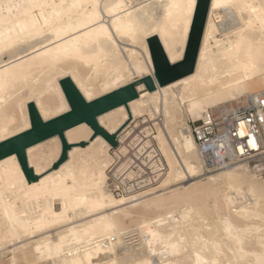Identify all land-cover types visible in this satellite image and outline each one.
I'll use <instances>...</instances> for the list:
<instances>
[{"label": "bare ground", "instance_id": "6f19581e", "mask_svg": "<svg viewBox=\"0 0 264 264\" xmlns=\"http://www.w3.org/2000/svg\"><path fill=\"white\" fill-rule=\"evenodd\" d=\"M197 4L0 0V142L31 127L30 103L44 120L70 110L63 78L90 101L153 75L152 36L171 62L181 60ZM138 90L98 117L117 146L83 122L66 130L72 146L56 168L59 135L28 147L38 180L28 181L16 153L0 159V259L264 264V0H210L194 72ZM254 96L260 126L251 116L235 133L198 142L193 122L253 107ZM137 161L151 182L139 188Z\"/></svg>", "mask_w": 264, "mask_h": 264}, {"label": "water", "instance_id": "95a60500", "mask_svg": "<svg viewBox=\"0 0 264 264\" xmlns=\"http://www.w3.org/2000/svg\"><path fill=\"white\" fill-rule=\"evenodd\" d=\"M210 8V0H198L190 36L183 58L171 62L157 36L148 39L149 48L154 63V74L141 77L125 86L113 90L94 100H87L71 77L61 80L70 110L50 120H44L35 105L29 104L31 127L19 134L0 142V159L16 153L29 182L39 179L28 163V147L59 135L63 142V154L54 165L58 167L66 158L67 151L72 146L65 136L66 130L86 122L94 129V136L102 134L113 146H117L116 134H110L99 123L98 117L120 105H128L139 96L138 85L144 83L148 90H154L158 85L164 86L194 72L204 29Z\"/></svg>", "mask_w": 264, "mask_h": 264}, {"label": "built area", "instance_id": "2783aa9c", "mask_svg": "<svg viewBox=\"0 0 264 264\" xmlns=\"http://www.w3.org/2000/svg\"><path fill=\"white\" fill-rule=\"evenodd\" d=\"M258 99L259 98L257 96H254L252 99H250V102H251L253 107H249V108L242 107V108H239L236 114L227 115V117L223 118L220 121H216L214 123L207 124L205 121L199 120L200 123L198 125H195V124L193 125V123H195V122H193L192 123L193 132H194L195 137L197 138L198 142L200 144L204 143L205 141H207L209 139L210 140L214 139L216 135L223 136L227 132L235 133L234 125L237 126L241 120H244L246 118L249 119L251 116L258 121V126H260L261 125V118L258 117V114H257L258 106L256 104V101ZM263 100L264 99H262V101ZM196 122H198V121H196ZM219 123H222L224 125V127H222L221 129L218 128V124ZM132 125L135 126V123H133ZM200 132H204L205 135L203 137H201L199 135ZM227 136H229V134ZM119 139H120V137L117 139V141H120ZM242 139L246 140L245 138H242ZM232 143H235V139L232 141ZM211 153H212V155L210 154V156L215 157V154L213 152H211ZM129 161L132 162L133 160H129ZM117 162L118 161H115V163L109 169L110 172L113 169V167L117 164ZM139 163H140V161H137V166H136L135 169H133L137 173L136 176H135L137 178V180H138L137 182H135V185H136L137 188H139V187H141V186H143L145 184L151 183V182H149V179H148V176L150 175V170H143V171L140 172L139 171ZM128 167L131 168V165L129 164ZM109 177L111 178V182L112 183L118 182L119 179H120V176H116L113 173H111L109 175ZM125 187H129V185H125ZM126 191L127 190L124 189L123 186H117L115 188V193L118 196L125 194Z\"/></svg>", "mask_w": 264, "mask_h": 264}, {"label": "rangeland", "instance_id": "374dc122", "mask_svg": "<svg viewBox=\"0 0 264 264\" xmlns=\"http://www.w3.org/2000/svg\"><path fill=\"white\" fill-rule=\"evenodd\" d=\"M200 123V121H198V122H195V123H193V125L195 124V125H198ZM7 255V256H6ZM5 256H2V258L0 259V264H7V261H8V259H9V257L11 256V254L10 253H8V254H6Z\"/></svg>", "mask_w": 264, "mask_h": 264}]
</instances>
